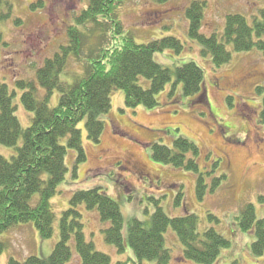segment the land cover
<instances>
[{"label":"rangeland","instance_id":"374dc122","mask_svg":"<svg viewBox=\"0 0 264 264\" xmlns=\"http://www.w3.org/2000/svg\"><path fill=\"white\" fill-rule=\"evenodd\" d=\"M3 1L12 4L13 17L0 24V32L8 43L1 51L0 82L14 95L16 116L27 129L34 115L24 108L21 102L24 90L16 81L34 83L39 89L38 96H43L37 71L62 46L69 44L67 29L77 24L76 17L87 7L88 0ZM192 1L125 0L118 16L124 26L123 35L132 36L138 44L171 36L180 39L185 45L182 52L167 50L155 54V60L172 70L195 62L204 71L209 105L185 97L182 85L174 88L175 80L157 96L158 106L153 109L143 106L130 109L125 104V93L115 90L109 113L101 116L105 128L99 144L89 141L86 121L79 125L87 160L77 164V154L68 151V173L51 200L56 216L54 235L44 239L34 224L18 225L1 235L6 249L0 256V264H12V261L22 264L30 256L49 258L61 239L60 222L71 198L76 192L95 188L102 189L119 204L126 239L130 223L134 219L150 220L159 201L170 217L197 215L200 234L214 229L231 242L215 264H264V253L256 256L251 250L255 233H244L237 225L238 215L246 205L255 207L258 220L264 218V125L260 121L264 104V58L257 50L238 53L230 47L231 61L216 68L211 57L202 54L200 44L190 38L186 11ZM201 1L206 2L201 31L207 36L221 35L230 14H240L252 22L253 16L264 10V0ZM34 5L37 6L33 8ZM15 18H20L21 23L16 25ZM113 35L111 44L120 47L122 35ZM87 37L83 61L88 62L87 56L98 52L100 45L92 33H87ZM83 70L84 63L70 57L62 81L71 83ZM140 83L145 88L150 85L143 78ZM59 102L60 93L56 91L50 106L55 108ZM164 117L170 120L161 121ZM178 136L200 148L199 164L206 180L227 176L215 192L208 186V195L203 200L197 196L196 174L175 170L152 158L154 144L173 146ZM15 153L14 148L0 145L1 156L10 159ZM216 162L219 165L215 169ZM180 192L183 195L177 202ZM81 211L87 241L97 251L110 256L111 264L121 261L136 264L129 246L121 254L105 241L103 230L109 224L101 222L97 210L89 211L82 206ZM165 239L167 249L171 250L170 264H180L184 250L181 241L172 229ZM142 264L156 263L143 261Z\"/></svg>","mask_w":264,"mask_h":264},{"label":"trees","instance_id":"16d2710c","mask_svg":"<svg viewBox=\"0 0 264 264\" xmlns=\"http://www.w3.org/2000/svg\"><path fill=\"white\" fill-rule=\"evenodd\" d=\"M124 2L88 0L87 7L76 17L77 24L67 29L69 44L62 46L37 71L42 97L38 96L39 89L34 83L16 81L24 90L21 96L24 108L34 115L27 129L22 127L16 116L14 95L6 84L0 82V145L16 150L10 159L0 155V256L6 249L1 235L18 225L34 224L44 239L54 235L56 216L51 200L58 194V188L68 173V151L77 154V164L87 160L79 125L86 121L89 141L99 144L105 128L101 116L109 113L115 90L125 93L128 108L143 106L153 109L158 106L157 96L175 80L174 88L182 85L185 97L196 98L203 106L209 105L201 67L195 62H188L172 70L155 60V54L167 50L182 52L185 45L180 39L171 36L138 44L132 36L123 35L124 26L118 10ZM205 8L206 2L201 0H194L187 7L189 35L200 44L202 54L211 57L216 68L231 61L232 51L257 50L264 58V10L253 16L252 22L240 14H230L226 17L221 35L214 33L207 36L201 31ZM12 17V4L0 0V24ZM14 23L20 24L21 19L15 18ZM87 33H92L100 45L98 52L87 56L88 62L83 61ZM112 33L122 35L120 47L111 44L115 38ZM7 46L0 32V56L2 47ZM70 57L84 63L83 73L73 77L71 83L62 81ZM141 78L149 82L148 88L141 85ZM56 91L60 93V102L52 108L50 102ZM260 121L264 125V104ZM152 148V158L156 163L197 175L199 200L208 195V186L211 185L210 189L215 192L227 179L226 175H221L210 182L206 180L199 164L200 148L184 137L178 136L173 146L156 143ZM218 165L216 162L213 167L216 169ZM182 195L183 192H180L177 202ZM82 206L89 211H98L101 222L109 224L103 230L105 241L121 254L129 246L136 256V264L143 261L170 264L171 250L167 249L165 239L169 229L175 232L184 247L180 264H215L223 250L231 246V242L214 229L200 234L197 215L170 217L159 201L150 220L134 219L130 223L126 239L125 220L119 204L102 189L95 188L76 192L71 198L70 207L62 214L60 222L61 239L51 256L47 259L30 256L22 264H111L110 256L97 251L95 245L87 241ZM237 225L244 233H255L251 250L256 256L263 255L264 218L257 219L253 205L242 209ZM12 264L19 263L12 261Z\"/></svg>","mask_w":264,"mask_h":264},{"label":"bare ground","instance_id":"6f19581e","mask_svg":"<svg viewBox=\"0 0 264 264\" xmlns=\"http://www.w3.org/2000/svg\"><path fill=\"white\" fill-rule=\"evenodd\" d=\"M168 120H170V118L168 117H164L163 119H161V121H168Z\"/></svg>","mask_w":264,"mask_h":264}]
</instances>
